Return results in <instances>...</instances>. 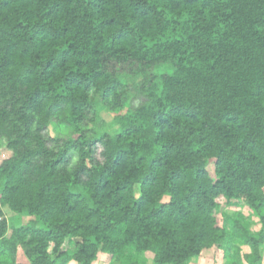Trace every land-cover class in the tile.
I'll return each mask as SVG.
<instances>
[{
	"label": "trees",
	"instance_id": "trees-1",
	"mask_svg": "<svg viewBox=\"0 0 264 264\" xmlns=\"http://www.w3.org/2000/svg\"><path fill=\"white\" fill-rule=\"evenodd\" d=\"M0 150V264H264V0H0Z\"/></svg>",
	"mask_w": 264,
	"mask_h": 264
},
{
	"label": "rangeland",
	"instance_id": "rangeland-1",
	"mask_svg": "<svg viewBox=\"0 0 264 264\" xmlns=\"http://www.w3.org/2000/svg\"><path fill=\"white\" fill-rule=\"evenodd\" d=\"M134 97V99L131 101V107L137 105L138 103H140L141 101H143V98H136ZM126 113V110L123 112V114ZM2 156L1 150H0V158ZM208 171L211 174V176H214V168L213 166H209L208 167ZM220 207L219 210L216 212V217L219 219L220 221V225L222 223V213H228V214H232L233 212L236 211H242L245 214H250L251 211L247 208V207H243L240 206L238 208L236 207H231L227 205V202L225 199H222L219 201ZM5 216L6 219L10 222V224H14L13 226H20L24 221H27L29 218H24V219H20L19 216L13 214L12 212H9L8 210H5ZM254 220V225L252 227V231H257L260 229V225L257 223V219L253 218ZM63 250H68V251H75V247L74 245L70 244L69 241L66 242V244L63 247ZM245 252H248V249L245 248ZM20 262H26V259L22 253V251H19V259ZM108 262V257L105 255H99V258L97 260V262L95 264H107ZM224 261V257L221 254H216L215 256H211L208 254H205L204 256H202L201 258H194L191 262V264H223ZM146 264H152V255L148 254L146 256Z\"/></svg>",
	"mask_w": 264,
	"mask_h": 264
}]
</instances>
